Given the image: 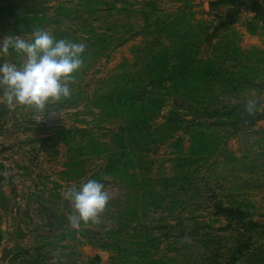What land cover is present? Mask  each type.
<instances>
[{
    "label": "rangeland",
    "instance_id": "374dc122",
    "mask_svg": "<svg viewBox=\"0 0 264 264\" xmlns=\"http://www.w3.org/2000/svg\"><path fill=\"white\" fill-rule=\"evenodd\" d=\"M148 1L159 15L190 6L197 58L212 66L198 92L171 88L168 68H145L171 46L145 24ZM0 6V41L45 30L87 45L71 98L43 114L8 105L0 89V264H144L145 251L163 264H264V117L254 122L264 115V0ZM24 59L0 54V63ZM233 107L230 119L213 113ZM196 131L204 143L192 142ZM120 134L131 140L122 161L132 178L104 176L111 199L100 223L74 227L65 193L96 179L106 161L81 149L93 139L118 151ZM82 157L81 176L67 174Z\"/></svg>",
    "mask_w": 264,
    "mask_h": 264
},
{
    "label": "clouds",
    "instance_id": "9594fccd",
    "mask_svg": "<svg viewBox=\"0 0 264 264\" xmlns=\"http://www.w3.org/2000/svg\"><path fill=\"white\" fill-rule=\"evenodd\" d=\"M87 45L83 42L57 39L45 30H36L31 40L8 36L0 41V54L12 52L23 55L24 62L0 63V89L3 101L8 105H21L43 112L51 103L71 98L70 82L74 73L83 66V54ZM255 101L247 106L253 112ZM71 202L73 214L70 223L79 228L81 222L100 223V215L111 199L105 185L97 179H88L79 186H72L65 193Z\"/></svg>",
    "mask_w": 264,
    "mask_h": 264
},
{
    "label": "trees",
    "instance_id": "16d2710c",
    "mask_svg": "<svg viewBox=\"0 0 264 264\" xmlns=\"http://www.w3.org/2000/svg\"><path fill=\"white\" fill-rule=\"evenodd\" d=\"M1 9L2 6H0V11ZM189 9L190 6L188 5L184 8H178L176 11L159 15L160 13H157V6L153 1H148L145 4L144 9L141 10L145 24L154 27L157 32L163 33L171 44V46L167 45L162 48L164 51L162 56L157 53L151 54L149 60L145 63V68L149 71L153 68H159L160 70L168 68L167 74L169 81L173 82L171 88H183L185 92H198L201 87V84H199V76H205L212 66L208 64V62L197 58L196 52L198 51V42L194 39V36L196 37L194 29H191V18L188 19V16L193 15L191 10L188 11ZM162 75L163 73L160 75L161 80H163V77H161ZM145 102L149 103L148 101ZM147 110L148 109L145 111ZM234 111L235 108L233 107L224 112L214 110L213 113L216 116L218 115V118L220 116H225L230 119L234 116ZM146 116L147 115H142L134 122L131 120L129 125L131 122L134 124L138 123L140 120H146ZM262 117H264V115L257 113L254 116V122L259 121ZM78 132L86 134V136L89 135L88 132L83 129L78 130ZM120 135L122 136V134ZM203 136V132L196 131L192 135V142H195L196 144L204 143L205 138H203ZM90 138L92 137L90 136ZM126 138V135L122 136L123 142L121 143V149L118 151H111L107 144L98 143L93 139H90L88 144L82 147L81 151L86 150V153H83V156H105L104 159L106 161L101 172L99 174L95 172L92 175L95 176L97 180L101 181L102 178L107 175L132 178V175L128 173V165L126 161H122V159H124L122 152L126 153V149L131 147V140L127 138L129 142V144H127ZM64 140L66 143H69V139L66 138ZM197 146L199 147L200 145ZM83 159L84 158L82 157L77 160L69 161L66 173H71L74 176H81L75 169V166L81 164L84 161ZM151 257L153 256H149V251H145L143 254V258L145 259L143 261L144 264H163V260L155 258L150 260L149 258Z\"/></svg>",
    "mask_w": 264,
    "mask_h": 264
}]
</instances>
